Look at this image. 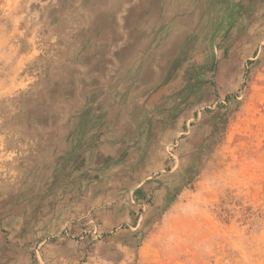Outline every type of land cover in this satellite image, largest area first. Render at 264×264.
I'll return each mask as SVG.
<instances>
[{
    "label": "rangeland",
    "instance_id": "374dc122",
    "mask_svg": "<svg viewBox=\"0 0 264 264\" xmlns=\"http://www.w3.org/2000/svg\"><path fill=\"white\" fill-rule=\"evenodd\" d=\"M114 2L0 0V264H264V0H160L143 85L119 49L65 63ZM81 74L145 93L143 154L95 198L42 189L29 160L31 108Z\"/></svg>",
    "mask_w": 264,
    "mask_h": 264
},
{
    "label": "crops",
    "instance_id": "0c3cea01",
    "mask_svg": "<svg viewBox=\"0 0 264 264\" xmlns=\"http://www.w3.org/2000/svg\"><path fill=\"white\" fill-rule=\"evenodd\" d=\"M159 1L115 0L114 4L117 3L112 8L89 14L87 21L77 31L78 45L66 52L65 63L76 68L91 63L110 64V58L102 61L105 57L101 55L109 53L107 57H110L113 49H119L123 65L130 66L129 77L143 85L142 82L153 73L152 65L157 64L152 59L149 62L142 59L143 51L153 48L152 42L144 38H148V26L153 31V25L159 23ZM92 15L95 18L93 21ZM170 40L169 31L167 42L163 46L157 43V50L164 48L170 56L169 50L176 48L174 40ZM99 50L104 53L101 54ZM144 62L148 64L147 69L139 71L137 66ZM11 77L9 75L7 79ZM16 80L21 84L18 78ZM139 83H126L117 90H111L106 78L90 74L83 77L81 74L72 78L67 90L63 86L36 102V108L33 111L31 108L29 112L32 122L28 127L40 130L41 135L36 136L38 139H30V150L33 152H30L29 160L34 162L33 171L37 178L46 177L43 185L39 184L42 189L47 187L60 193L85 192L95 195L100 191L106 173L121 176L129 146L135 145V151L132 147L131 154L135 152L137 156L138 151L143 154L142 148L137 147L143 143L144 129L142 113L145 93ZM138 97L141 100L134 103L133 100ZM90 174L95 177L85 180ZM47 180L49 183L46 184Z\"/></svg>",
    "mask_w": 264,
    "mask_h": 264
}]
</instances>
